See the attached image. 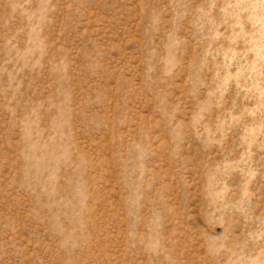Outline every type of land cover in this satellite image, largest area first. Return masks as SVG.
<instances>
[{
	"label": "rangeland",
	"instance_id": "obj_1",
	"mask_svg": "<svg viewBox=\"0 0 264 264\" xmlns=\"http://www.w3.org/2000/svg\"><path fill=\"white\" fill-rule=\"evenodd\" d=\"M0 264H264V0H0Z\"/></svg>",
	"mask_w": 264,
	"mask_h": 264
}]
</instances>
